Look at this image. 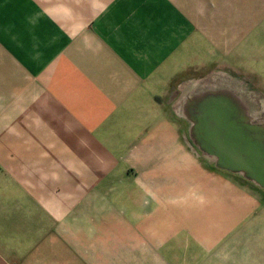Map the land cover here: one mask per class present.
Masks as SVG:
<instances>
[{"label":"crops","instance_id":"1","mask_svg":"<svg viewBox=\"0 0 264 264\" xmlns=\"http://www.w3.org/2000/svg\"><path fill=\"white\" fill-rule=\"evenodd\" d=\"M181 4L0 0V252L54 250L42 246L79 234L113 189L154 206L207 172L175 110L176 84L207 57L203 37L189 64L202 34ZM222 248L216 264H264V234Z\"/></svg>","mask_w":264,"mask_h":264},{"label":"rangeland","instance_id":"2","mask_svg":"<svg viewBox=\"0 0 264 264\" xmlns=\"http://www.w3.org/2000/svg\"><path fill=\"white\" fill-rule=\"evenodd\" d=\"M179 1L202 34L190 42L189 64L206 57L205 41L207 57L176 84L175 110L193 167L207 172L193 174L185 198L154 206L137 200L135 188L122 196L113 189L111 203L96 204V219L80 221L79 234L65 228L56 245L42 246L54 250L1 251L0 264H216L222 245L262 242L264 186L221 166L203 136L220 131L216 112L245 131V124L264 129V0Z\"/></svg>","mask_w":264,"mask_h":264},{"label":"water","instance_id":"3","mask_svg":"<svg viewBox=\"0 0 264 264\" xmlns=\"http://www.w3.org/2000/svg\"><path fill=\"white\" fill-rule=\"evenodd\" d=\"M216 113L215 123L220 131L204 132L205 145H212L210 150L216 153L221 166L244 170L264 186V129L245 124V131L237 121H224ZM199 123L201 119L196 122L197 126ZM203 123L209 129L207 122Z\"/></svg>","mask_w":264,"mask_h":264}]
</instances>
